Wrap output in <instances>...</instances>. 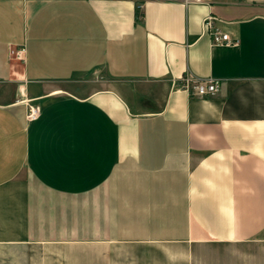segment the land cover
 <instances>
[{
    "label": "crops",
    "instance_id": "obj_1",
    "mask_svg": "<svg viewBox=\"0 0 264 264\" xmlns=\"http://www.w3.org/2000/svg\"><path fill=\"white\" fill-rule=\"evenodd\" d=\"M0 243L264 264V0H0Z\"/></svg>",
    "mask_w": 264,
    "mask_h": 264
},
{
    "label": "rangeland",
    "instance_id": "obj_2",
    "mask_svg": "<svg viewBox=\"0 0 264 264\" xmlns=\"http://www.w3.org/2000/svg\"><path fill=\"white\" fill-rule=\"evenodd\" d=\"M91 253L96 257L91 258ZM99 247L0 243V264H101Z\"/></svg>",
    "mask_w": 264,
    "mask_h": 264
},
{
    "label": "built area",
    "instance_id": "obj_3",
    "mask_svg": "<svg viewBox=\"0 0 264 264\" xmlns=\"http://www.w3.org/2000/svg\"><path fill=\"white\" fill-rule=\"evenodd\" d=\"M185 2L199 1V0H184ZM142 8V4H138V9ZM216 17L213 15L207 16L205 20V27L210 33L212 42L214 44H234L236 41L232 39L227 32H223L216 25ZM13 52V51H12ZM183 83L179 88L187 90L191 95L206 96L216 93L221 88V80L214 77L208 78H193L189 75L183 76ZM21 101L25 102L28 106L27 120H36L40 113L41 107L38 104L31 103V99L24 98Z\"/></svg>",
    "mask_w": 264,
    "mask_h": 264
}]
</instances>
